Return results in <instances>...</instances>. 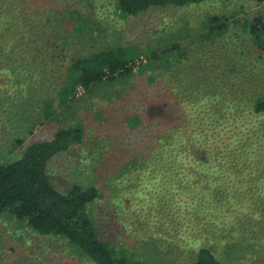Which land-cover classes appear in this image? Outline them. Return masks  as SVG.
Listing matches in <instances>:
<instances>
[{
    "label": "rangeland",
    "instance_id": "374dc122",
    "mask_svg": "<svg viewBox=\"0 0 264 264\" xmlns=\"http://www.w3.org/2000/svg\"><path fill=\"white\" fill-rule=\"evenodd\" d=\"M23 2L22 8L46 17L78 9L89 23L81 21L82 34L63 52L35 55L34 76L21 77L24 84L13 83L11 73L0 75V98L5 99L0 105L8 108L6 114L0 107V160L20 157L28 144L52 138L60 127H80L84 141L55 156L49 174L62 191L77 182L100 188L90 214L102 239L152 264L190 263L202 246L221 264H264V112L254 110L257 97L264 96V50L249 28L254 17H264V4L209 0L123 19L115 0ZM224 13L231 18L227 28L208 34L207 15ZM66 15V27L76 35L80 22ZM116 46L138 53L133 72L92 91L79 87L75 99L62 102L67 66ZM167 49V56L159 58ZM12 108L15 116L9 115ZM161 134L165 143L181 137L185 148L192 147L186 155L194 150L200 160L223 164L218 170L226 165L223 171L229 172L213 180L208 174L213 167L198 164L192 168L198 183L188 188L201 200L156 201L153 171L175 170L171 160L178 158L155 138ZM18 137L24 142L17 144ZM172 178L158 190L171 188ZM229 185L233 198L227 201L219 189ZM209 186L218 188L219 200L206 195ZM0 264L95 263L67 239L40 234L0 213Z\"/></svg>",
    "mask_w": 264,
    "mask_h": 264
},
{
    "label": "trees",
    "instance_id": "16d2710c",
    "mask_svg": "<svg viewBox=\"0 0 264 264\" xmlns=\"http://www.w3.org/2000/svg\"><path fill=\"white\" fill-rule=\"evenodd\" d=\"M23 1L0 0V75L11 73L14 78L13 83L16 85L24 84L21 77L34 76L30 69L38 57L35 55L47 58L50 49L54 51L60 49V52H63L68 44L71 45L75 36L82 34L84 28L82 22L89 23L82 18L78 9L64 12L54 11L57 14H48L46 17L47 14L34 12L26 7L22 8ZM205 1L209 0H115V9L123 19H131L155 8H182ZM249 1L264 4V0ZM67 13L71 18L76 19L75 22H80L76 35L66 27L64 17H67ZM39 20L43 25L39 26ZM229 21L231 22V18L225 13L224 15H207L204 20L207 33L216 35L223 32L229 25ZM76 28L77 26L75 31ZM249 28L256 45L264 50L263 15L254 17ZM168 51L170 49L163 51L159 58H165ZM138 56V53L130 50L129 47L116 46L103 47L96 53L73 60L67 66L62 102L66 103L75 99L79 87L92 91L106 82H118L122 78H127L133 72ZM53 57L55 54L50 55L49 59ZM153 59L157 58L152 57L151 60ZM0 102H5V99L0 98ZM0 107L3 111V105ZM4 110L7 114L8 108ZM254 110L259 114L264 112V96L257 97ZM10 112V116H15L13 108ZM10 119L12 121V118ZM137 121L140 122V119L138 118ZM257 133L259 130L256 131ZM164 136L165 134H161L155 138L161 141L164 140ZM179 139L175 136L170 143L157 142V146L160 143L169 146L178 158L171 160L170 166L176 168L175 170L169 169V173L163 169L153 171L151 180H155V186L152 188V194L155 195L156 201L201 200V194L196 193L197 190L189 189L195 188L198 183L195 182L197 173L192 169L198 164L203 163L213 167L212 170H208L211 179L214 177L213 180L219 174H227L230 170L223 171L226 165L218 170L217 168L222 167L223 164L200 160L194 150H188L189 154L186 155L185 152L190 145L186 144L187 148H185L183 141ZM83 141L82 128L60 127L52 138L35 140L28 144L20 157L8 161L0 160V213H8L18 221L26 222L30 228L40 234H51L67 239L80 255L95 264H152L137 257L134 253H129L125 247L115 245L99 236L96 222L90 214V205L101 197V190L98 186L83 185L77 182L62 191L52 182L49 166L53 158ZM23 142L22 137L16 138L17 144ZM156 155L162 156L161 153ZM226 157L232 156L227 155ZM170 174L173 176L171 179L173 184L169 185L171 188L165 191L158 190L167 183ZM143 175L139 172V182ZM181 184L183 188L180 187ZM188 185L191 187L188 188ZM232 187L229 185L219 189L223 190V196L227 201L233 198ZM212 189L213 186H209L205 191L206 195L209 193L213 195L211 201L219 200L215 199L218 188ZM163 192L165 195L162 197ZM187 264H221V261L211 249L202 246L194 259Z\"/></svg>",
    "mask_w": 264,
    "mask_h": 264
}]
</instances>
